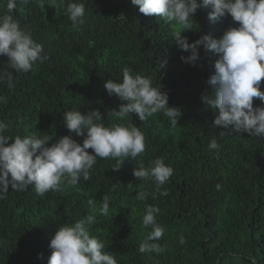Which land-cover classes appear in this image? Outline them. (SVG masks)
<instances>
[{
  "label": "trees",
  "instance_id": "obj_1",
  "mask_svg": "<svg viewBox=\"0 0 264 264\" xmlns=\"http://www.w3.org/2000/svg\"><path fill=\"white\" fill-rule=\"evenodd\" d=\"M72 2L85 4V23L78 29L68 18ZM5 5L0 0V15L7 13ZM210 11L198 8L190 18L192 29L182 33L190 43L203 34L219 38L239 26L231 16L209 21ZM8 14L43 45L46 59L25 73L0 55V74H12L11 86L6 77L0 80V96L7 101L0 103L5 135L48 136L49 145L72 135L82 143L86 130L83 136L69 133L64 112L98 109L106 126H137L146 150L125 160L118 171L112 169L115 160L98 158L89 180L81 177L75 187L64 184L43 197L34 185L19 192L9 185L0 199V264H47L57 228L94 214L88 200L99 207L104 196L109 197V214L95 213L90 235L104 243L118 264H264V137L214 125L216 110L201 100L210 90L206 82L217 59L213 52L200 47L195 66L183 62L181 56L189 53L172 37L178 26L145 16L131 0H19ZM124 68L161 86L169 106L181 111L175 126L162 112L143 122L135 113L123 120L107 116L122 101L108 94L104 82H120ZM253 104L264 106L259 99ZM213 139L218 149H209ZM157 158L174 170L161 189L167 195H160L152 180L133 174L135 167L149 168ZM140 191L148 193L147 200L136 198ZM149 205L159 209L156 220L165 229L160 254L139 251L151 230L142 227Z\"/></svg>",
  "mask_w": 264,
  "mask_h": 264
},
{
  "label": "clouds",
  "instance_id": "obj_2",
  "mask_svg": "<svg viewBox=\"0 0 264 264\" xmlns=\"http://www.w3.org/2000/svg\"><path fill=\"white\" fill-rule=\"evenodd\" d=\"M18 2L6 0L7 13L0 15V55L8 57L16 72L26 73L46 57L43 45L8 14L16 10ZM131 4L138 6L145 16L159 17L178 26L172 37L182 52L189 53L181 56L183 62L195 66L200 60V47L216 55L214 71L206 82L210 90L201 95L202 102L216 110L214 125L236 133L264 137V106L254 107L253 104L254 99L264 104V91L261 90L264 81V0H131ZM198 8L212 9L208 13L209 21L231 16L239 26L227 28L219 38L203 34L190 43L182 33L192 29L190 18H194ZM67 13L74 28L85 23L84 3H69ZM122 74L120 82L112 79L104 82L108 94L122 101L118 110L111 109L107 116L123 120L135 113L143 122L162 112L173 126L178 123L181 111L169 106L168 94L161 86H153L148 77L133 75L129 68L122 69ZM5 77L11 86L12 74H0V80ZM6 102L0 96V103ZM63 121L69 133L83 136L86 130L82 143L72 135L59 137L50 145V137L36 134L13 139L4 134L8 125L0 121V199L6 198L9 185L17 192L34 185L41 197L49 191L60 190L64 184L75 187L81 177L85 181L91 178L90 172L98 158L115 160L112 169L118 171L125 160H135L145 153V137L137 126L120 123L106 126L98 109H89L86 113L66 111ZM218 147L215 139L210 141L209 149ZM89 149L93 151L90 153ZM173 171L163 159L157 158L149 168L141 163L139 168H134L133 174L139 179L152 180L160 195H167L166 190L161 189L169 182ZM220 187L216 185L218 190ZM136 198L147 200L148 193L140 191ZM88 204L94 214L57 228L48 245L51 255L47 264H118L114 255L105 251L104 243L90 235L91 227L97 223L95 213L109 214V197L104 196L99 207L93 199H89ZM158 212L157 207L149 205L142 217V227L151 230L139 245L141 253L164 251L158 243L165 231L156 220ZM179 243H185L183 237Z\"/></svg>",
  "mask_w": 264,
  "mask_h": 264
}]
</instances>
